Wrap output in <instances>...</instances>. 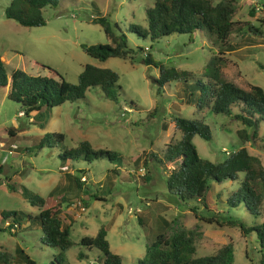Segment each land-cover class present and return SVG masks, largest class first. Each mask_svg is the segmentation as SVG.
<instances>
[{"label":"rangeland","instance_id":"rangeland-1","mask_svg":"<svg viewBox=\"0 0 264 264\" xmlns=\"http://www.w3.org/2000/svg\"><path fill=\"white\" fill-rule=\"evenodd\" d=\"M152 2L58 0L55 6L42 9L43 25L24 26L5 17L10 0H0V57L5 60L8 79L13 70L21 69L76 83L87 63L111 68L119 75L117 102L105 97L99 87H91L82 98L30 115L23 114L21 103L7 96L8 87L0 89V211L16 210L20 216L14 233L3 229L6 223L0 218L1 249L15 253V248L21 247L35 264H101V251L83 246L79 240L85 235L94 236L104 226L109 247L121 256V264H138V258L144 256L146 246L158 232L170 234L185 226L201 233L196 239L194 257L210 254L232 242V264H263L254 232L243 236L237 226H218L200 220L191 210L194 207L200 211V202L180 203L169 194L166 170L152 154L160 158L167 143L180 138L181 133L174 126V117L178 115L201 119L209 125L210 140L198 135L192 139L200 157L221 160L228 152L245 146L264 166V122L254 135L252 129H247L252 138L243 144L237 135L242 126L232 115L213 113L208 106L200 109L189 103L181 79L159 87L152 81L158 78L159 67L144 64L141 52H135L132 61L118 57L101 61L85 53L81 44L109 41L102 27L91 22L92 17L104 15L116 32L122 30L128 35L131 47L148 46L151 55L164 67L188 71V82L201 77L204 64L213 53L223 52L226 61L221 71L227 80L245 90L251 84L264 89V0H235L234 26L243 30L232 36L230 48L223 47L221 51L198 32L192 42L186 33L151 40L128 32L126 27L131 22L146 24L145 9ZM47 131L65 134L58 147H44L36 153L25 150ZM82 140L94 149H111L122 156L116 163L95 160L90 165L68 168L76 175L74 168L85 166L81 181L90 193L102 197L88 196L87 207L80 201L82 191L73 188L59 171L56 155L60 147H73ZM166 167L171 168V164ZM242 177L243 173L238 172L233 181L213 182L210 207L214 211L223 206V199L237 188ZM6 178L15 190L6 186ZM21 185L45 198L50 194L47 205L61 197L68 199L63 204L62 216L72 224L71 245L63 260L58 248L42 243L40 225L35 220L38 209L22 196ZM218 191L222 193L221 200L216 196ZM230 214L246 224L260 222L264 219V205L260 216H253L242 207ZM79 252L86 256L78 258Z\"/></svg>","mask_w":264,"mask_h":264},{"label":"trees","instance_id":"trees-1","mask_svg":"<svg viewBox=\"0 0 264 264\" xmlns=\"http://www.w3.org/2000/svg\"><path fill=\"white\" fill-rule=\"evenodd\" d=\"M58 0H10L5 7L4 15L24 26H38L45 23L42 9L45 6H55ZM236 11L235 0H153L152 5L145 9L146 24L131 22L126 30L140 38L151 40L172 33L188 34V41L194 40L199 34L212 41L221 51L223 47L230 48L232 36H237L242 28L235 27L233 15ZM92 23L99 24L108 42L95 44L82 43L85 53L93 58L104 61L109 57L133 60L135 52H141L144 64L159 67L156 79L161 87L167 81L183 82V91L189 103L197 108L208 106L213 113L232 115L242 128L237 132L244 144L261 128L264 122V89L251 84L248 90L237 86L222 75L225 64L223 52L212 54L204 64L201 77L188 82V71L164 67L150 53L148 46L131 47L128 35L119 30L116 32L110 20L104 15L92 17ZM117 26V23H114ZM257 30V29H255ZM258 31V30H257ZM233 34V35H232ZM139 50V51H138ZM204 77V78H202ZM118 73L108 67L85 64L78 74L76 83H70L63 77L55 79L46 75L30 74L21 69L12 71L10 78L6 76L4 63L0 58V89L8 87L7 96L21 103L20 111L25 115L42 112L65 101H73L85 96L86 90L99 87L105 97L118 101ZM174 126L181 133L180 138L167 143L162 156L152 157L166 170V187L168 193L180 203L200 202L202 209L197 211L191 207L194 215L200 220L215 223L218 226H237L243 236L254 232L261 250V262L264 264V219L260 222L246 224L242 219L231 215V211L242 207L253 216H260L264 205V166L260 158L248 152L245 146L228 152L221 160L211 161L200 157L192 139L198 135L204 140L212 138V132L207 123L197 118L183 116L174 117ZM247 129H252L248 135ZM10 135H14L10 132ZM62 132H45L37 141H33L25 150L36 153L44 147H58L64 140ZM57 155L59 171L73 188L80 189L84 194L80 198L84 207L88 205V196L102 198L95 192L90 193L85 183L81 181L83 169L74 168L77 174L68 171L76 164L90 165L95 160L107 159L111 163L122 160L118 151L98 148L94 149L87 140H82L73 147H60ZM154 155V156H153ZM147 162V159L144 163ZM170 163L171 168L166 167ZM1 165V164H0ZM1 172V166H0ZM238 172L243 173L237 188L223 199V206L214 211L210 207V193L213 182L233 181ZM147 179V176L144 177ZM5 184L10 190L15 186ZM22 196L38 209L35 220L41 229V241L46 246L58 248L63 260L65 250L71 245V221L62 216L66 197L60 201L48 204V197L21 185ZM221 191L216 193L221 200ZM19 215L16 210H1L0 218L5 222L3 229L14 233L19 226ZM2 229V228H1ZM200 232L194 228L179 226L172 233L158 232L146 246L145 254L138 258V264H232L233 244L227 242L214 252L202 256H193L196 251V239ZM79 244L89 248L96 247L102 253L101 264H121V256L114 253L106 239V229L101 226L94 236H82ZM86 256L83 252L78 258ZM0 264H35L34 260L21 247L15 248V253L0 248Z\"/></svg>","mask_w":264,"mask_h":264},{"label":"water","instance_id":"water-1","mask_svg":"<svg viewBox=\"0 0 264 264\" xmlns=\"http://www.w3.org/2000/svg\"><path fill=\"white\" fill-rule=\"evenodd\" d=\"M152 81H154L155 83H157V80L155 78H153Z\"/></svg>","mask_w":264,"mask_h":264},{"label":"crops","instance_id":"crops-1","mask_svg":"<svg viewBox=\"0 0 264 264\" xmlns=\"http://www.w3.org/2000/svg\"><path fill=\"white\" fill-rule=\"evenodd\" d=\"M0 58L2 59L3 63H5V60H3V57H0Z\"/></svg>","mask_w":264,"mask_h":264}]
</instances>
